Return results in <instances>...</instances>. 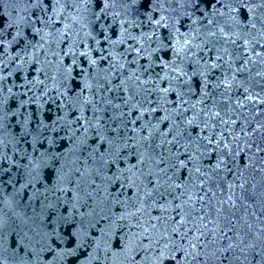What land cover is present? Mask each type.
I'll return each mask as SVG.
<instances>
[{"label":"snow or ice","instance_id":"1","mask_svg":"<svg viewBox=\"0 0 264 264\" xmlns=\"http://www.w3.org/2000/svg\"><path fill=\"white\" fill-rule=\"evenodd\" d=\"M24 12L0 26L27 89L0 99V224H23L0 264H264V0Z\"/></svg>","mask_w":264,"mask_h":264},{"label":"water","instance_id":"2","mask_svg":"<svg viewBox=\"0 0 264 264\" xmlns=\"http://www.w3.org/2000/svg\"><path fill=\"white\" fill-rule=\"evenodd\" d=\"M24 3L25 0H7L8 7L7 8L0 7V26L8 23V16L5 15V12L10 13L11 18L13 20H19L21 16H26L27 13L24 12ZM8 31L12 35L15 34L14 28L8 29ZM26 34L28 33L26 32ZM7 38L11 39L12 37L11 35H9ZM39 58L41 60L45 59V55L43 51L39 53ZM47 58L54 59V57L51 56H48ZM0 59H4V58L0 57ZM15 67H16L15 63L10 64L8 69H6L4 73H0V75H6L7 72L13 71ZM36 67H39V65H37ZM35 74L36 73L34 71L31 72V75H35ZM24 75L25 73L14 72L13 75L8 76L6 82H0V86H2L3 88V90L0 91V99H3L4 97L8 96L7 89L9 87L12 88L13 93H18V94L24 93L27 89L23 87H19V85L23 84L24 82L23 81ZM31 75L29 76V78H31ZM28 95L31 96L32 93L29 92ZM24 99H27V97L23 95H19L18 97H13L9 100V105L13 108V110H15L16 107L18 106V100H24ZM46 108H54V105L51 104L46 105ZM33 109H35V105H26L25 108L20 109V112L27 114ZM19 118L22 119L23 117H19ZM12 123L15 124V118H13ZM14 130L18 131V129H14ZM21 146L27 147V145H21ZM0 209H2V211H0V216H3L4 219H7L8 216H12V212H10L7 208H5L3 204H0ZM15 211H20V210L16 209ZM4 213H7V216H4ZM22 228H23V224L18 219L15 220V222L9 220L7 224H0V253H3V250L7 248L8 252L5 254L9 256L10 260L12 258V248L18 246L16 242L20 240V237L15 234L13 229H16V231H21Z\"/></svg>","mask_w":264,"mask_h":264}]
</instances>
